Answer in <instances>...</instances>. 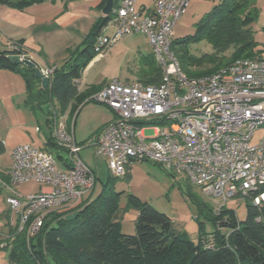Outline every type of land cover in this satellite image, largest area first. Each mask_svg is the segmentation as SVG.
Segmentation results:
<instances>
[{
  "label": "built area",
  "instance_id": "obj_1",
  "mask_svg": "<svg viewBox=\"0 0 264 264\" xmlns=\"http://www.w3.org/2000/svg\"><path fill=\"white\" fill-rule=\"evenodd\" d=\"M189 1L153 0L152 7H138V0L114 4L116 31L112 38L98 36L95 50L103 52L120 35L144 33L162 76L155 84L114 80L87 97L84 103L104 104L115 112L88 143L107 157L112 176H125L135 160H153L173 173L186 174L190 183L220 200L216 212L235 197L252 196L259 204L264 200V133L260 140L253 139L264 125V59L237 58L216 72L188 77L171 49V39ZM10 48L19 51L21 46L11 43ZM54 68L42 72L51 80ZM52 126L55 142L66 154V169L59 167L54 154L31 143L18 144L11 152L3 185L19 231L31 220L33 233L50 212L80 206L98 185L95 170L80 156L73 121L70 127L61 116ZM149 128L155 130L153 136L145 135ZM27 182L41 189L19 192V185Z\"/></svg>",
  "mask_w": 264,
  "mask_h": 264
},
{
  "label": "trees",
  "instance_id": "obj_2",
  "mask_svg": "<svg viewBox=\"0 0 264 264\" xmlns=\"http://www.w3.org/2000/svg\"><path fill=\"white\" fill-rule=\"evenodd\" d=\"M40 1L43 0H0V3L24 9ZM107 1H102V9ZM259 13L256 0H219L199 20L193 36L171 42L182 70L192 78L216 72L237 58L264 59V46L256 41L252 28ZM110 19L111 15L100 17L80 44L67 48L63 63L55 66L46 88L36 78L33 67L10 59L11 54L25 53L20 41L13 42L21 46L19 51L0 50V68H10L23 75L28 87L27 102L47 115L51 127L55 118L64 114L71 118L76 114L82 105L89 103H84L85 99L102 86L80 88L85 69L98 55L96 40ZM203 40L212 45L213 51L191 54L189 43ZM161 76L159 68L142 82L155 84ZM51 141L65 152L57 146L54 136ZM56 158L65 164L66 157L58 154ZM114 179L115 176H108L96 197L94 190L82 201L81 210L50 212L33 233L29 232L31 220L21 231L17 223L6 239L11 263L264 264V200L254 204L252 196H248L246 218L239 220L235 210L224 205L216 212L189 190V196L204 217L203 220L200 215L197 217L200 232L198 240L193 241L186 233L175 230L170 216L129 194V204L138 210V215L135 233L127 234L121 231L122 209L118 194L112 189ZM205 221L211 224L210 231L205 229ZM80 243L88 244V251L79 248Z\"/></svg>",
  "mask_w": 264,
  "mask_h": 264
},
{
  "label": "crops",
  "instance_id": "obj_3",
  "mask_svg": "<svg viewBox=\"0 0 264 264\" xmlns=\"http://www.w3.org/2000/svg\"><path fill=\"white\" fill-rule=\"evenodd\" d=\"M102 1L43 0L24 9L0 3V31L12 41H20L26 56L36 61L42 69L60 66L66 57L67 48L80 44L93 24L104 16L100 7ZM146 3L138 0L137 6ZM256 4L260 9L259 16L264 15V0H256ZM10 44H6V49L10 48ZM86 71L87 68L81 78V84ZM27 98L28 87L23 75L10 68H0V239L4 240L0 244V264H12L6 239L10 237L11 230L18 220L17 215L11 212L6 203L9 190L3 185L8 179L6 170L12 164L13 148L21 143H31L55 156L60 154L66 157L65 152L58 150L51 141L53 126L49 125L47 115L29 104ZM97 109L100 108L87 103L80 107L76 116L74 114L70 118L68 114H64L62 117L70 127L73 121V131L81 146L80 156L95 170L98 184H102L108 178L102 175V168L104 165L108 166V159L105 155L96 153L88 141L115 118V112L105 108L102 115H97L100 113ZM83 112L81 125H84L88 117L94 121L93 132L87 138L82 137L80 130L83 126H79L80 122L78 124ZM41 116H44V120ZM100 118L102 120L98 122ZM80 136L81 138H78ZM58 161L61 169L67 168L61 160ZM36 187L38 189L30 192L18 191L23 194L35 193L41 189V185ZM89 194L87 193V196ZM85 198L84 196L83 200Z\"/></svg>",
  "mask_w": 264,
  "mask_h": 264
},
{
  "label": "rangeland",
  "instance_id": "obj_4",
  "mask_svg": "<svg viewBox=\"0 0 264 264\" xmlns=\"http://www.w3.org/2000/svg\"><path fill=\"white\" fill-rule=\"evenodd\" d=\"M140 2H147L149 6H153V0H139ZM219 0H190L185 13L182 15L177 25L174 27L172 41L182 40L187 36H193L197 30V23L207 13L210 12ZM254 37L259 42L260 46H264V15L259 16L252 25ZM116 31L113 17L107 26L103 28V35L113 37ZM8 35L0 31V50L6 49V44L13 43ZM103 52L98 53L97 57L87 66L85 77L81 84V89H85L89 85L99 86L108 82L119 81H142L148 75L155 73L160 68V64L155 58L153 48L149 42L148 37L141 32H132L125 35H120L116 40L110 42ZM189 50L191 54L202 55L204 53L212 52V45L207 41H199L196 43H189ZM90 105H96L100 109L102 115L105 108L108 106L100 103L89 102ZM88 103V105H89ZM91 111V110H87ZM81 112V111H80ZM78 113V112H77ZM75 114V116L77 115ZM88 113V112H85ZM83 115L78 120L79 126H83L80 130L82 137L90 136L93 132L94 121L87 118L84 125ZM94 115V114H93ZM44 120V116H41ZM102 118V117H101ZM99 119L100 122L102 119ZM78 126V127H79ZM264 125L257 129L253 141H258L262 138L264 133ZM155 130L149 128L145 131L146 136H153ZM79 136V135H78ZM93 137V136H91ZM78 138H81L78 137ZM90 140V139H89ZM60 168L62 166L60 165ZM128 177H115L112 189L118 194V205L122 209L120 215L121 231L127 234H134L136 231L135 222L138 215V210L129 204L128 195L134 194L143 202L151 204L158 211L167 214L175 222L174 227L177 232L186 233L193 241L199 238L200 227L197 217L200 215L196 203L189 196L188 192L196 195L199 200L206 202L211 208L217 207L220 200L208 196L201 189L190 183L186 174L173 173L165 166L153 160H135L128 169ZM102 175L110 176L108 166H103ZM36 182H29L18 190L22 192H30L38 189ZM101 191V184L97 185L94 196L96 197ZM85 197H88L85 194ZM247 199L235 197L226 202V207L236 211L239 220H244L247 215ZM81 205L71 208L66 211L74 209L81 210ZM60 213H66L62 211ZM73 213V212H72ZM70 214L69 216H71ZM203 220L204 217L200 215ZM205 229L210 231L212 226L205 221ZM79 248L82 250L89 249L86 243H80Z\"/></svg>",
  "mask_w": 264,
  "mask_h": 264
},
{
  "label": "water",
  "instance_id": "obj_5",
  "mask_svg": "<svg viewBox=\"0 0 264 264\" xmlns=\"http://www.w3.org/2000/svg\"><path fill=\"white\" fill-rule=\"evenodd\" d=\"M113 6H114V0H108L102 9L103 15L104 16L111 15ZM10 59L13 60L17 64H25L29 67H33L35 69V76L36 78L41 80L43 88H46L49 86L50 78L42 72V68L40 67V65L36 61H34L32 58L30 57L22 58L19 54H11Z\"/></svg>",
  "mask_w": 264,
  "mask_h": 264
}]
</instances>
